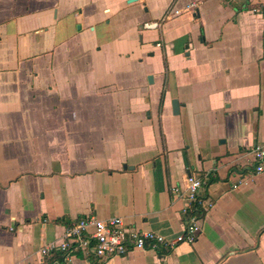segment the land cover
<instances>
[{
	"label": "crops",
	"instance_id": "obj_1",
	"mask_svg": "<svg viewBox=\"0 0 264 264\" xmlns=\"http://www.w3.org/2000/svg\"><path fill=\"white\" fill-rule=\"evenodd\" d=\"M261 1L0 0V264L88 215L174 240L188 176L211 205L195 241L104 264H264Z\"/></svg>",
	"mask_w": 264,
	"mask_h": 264
},
{
	"label": "built area",
	"instance_id": "obj_2",
	"mask_svg": "<svg viewBox=\"0 0 264 264\" xmlns=\"http://www.w3.org/2000/svg\"><path fill=\"white\" fill-rule=\"evenodd\" d=\"M261 6L264 11V0L261 1ZM144 26L155 29L159 23H147ZM253 156L257 164L251 174L263 173L264 147L256 146ZM206 178L205 176L204 180ZM186 182L183 190L176 186L171 188L174 198H182L184 201L182 214L186 220L183 233L174 240H165L154 232L128 228L119 217L98 219L94 215H88L68 226L60 241L42 246L38 251L41 259L37 264H45L57 253H62L64 259H69L77 252L93 256L94 264H104L112 257H121L133 250H156L158 247L170 250L182 242L192 244L200 231L201 214L211 205L201 195L205 185L201 178L188 176Z\"/></svg>",
	"mask_w": 264,
	"mask_h": 264
},
{
	"label": "water",
	"instance_id": "obj_3",
	"mask_svg": "<svg viewBox=\"0 0 264 264\" xmlns=\"http://www.w3.org/2000/svg\"><path fill=\"white\" fill-rule=\"evenodd\" d=\"M172 106H173L174 112H176L177 111V103L175 100L172 102Z\"/></svg>",
	"mask_w": 264,
	"mask_h": 264
}]
</instances>
